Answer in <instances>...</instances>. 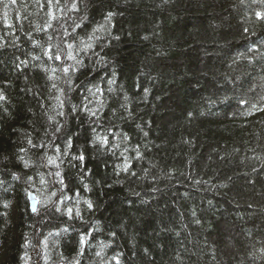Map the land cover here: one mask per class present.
Wrapping results in <instances>:
<instances>
[{
  "label": "trees",
  "instance_id": "trees-1",
  "mask_svg": "<svg viewBox=\"0 0 264 264\" xmlns=\"http://www.w3.org/2000/svg\"><path fill=\"white\" fill-rule=\"evenodd\" d=\"M0 95V264H264V0H0Z\"/></svg>",
  "mask_w": 264,
  "mask_h": 264
},
{
  "label": "water",
  "instance_id": "water-1",
  "mask_svg": "<svg viewBox=\"0 0 264 264\" xmlns=\"http://www.w3.org/2000/svg\"><path fill=\"white\" fill-rule=\"evenodd\" d=\"M29 203H30L31 211L36 212L38 207V198L33 192L29 193Z\"/></svg>",
  "mask_w": 264,
  "mask_h": 264
},
{
  "label": "snow or ice",
  "instance_id": "snow-or-ice-1",
  "mask_svg": "<svg viewBox=\"0 0 264 264\" xmlns=\"http://www.w3.org/2000/svg\"><path fill=\"white\" fill-rule=\"evenodd\" d=\"M109 15H111V14H109ZM257 15L259 16L260 14L258 13ZM56 59H60L59 55H57V56H56ZM64 71H65V72H67V71H68V69H67V68H65V69H64ZM53 87H55V85H53ZM3 99H4V96H3V95H0V100H3ZM98 139H99V138H98ZM103 142H105V143H106L107 141L105 140V141H103ZM79 159H84V157H83V156H81V157H79ZM49 162H50V163H52V161H51V160H50ZM25 166H27V165H25ZM89 207H91V204H89ZM69 211H70V210H69ZM83 239H84V238H83V237H81V242H83Z\"/></svg>",
  "mask_w": 264,
  "mask_h": 264
}]
</instances>
